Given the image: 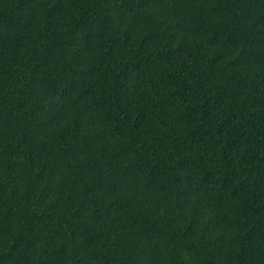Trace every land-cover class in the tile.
Returning a JSON list of instances; mask_svg holds the SVG:
<instances>
[{"label":"trees","instance_id":"16d2710c","mask_svg":"<svg viewBox=\"0 0 264 264\" xmlns=\"http://www.w3.org/2000/svg\"><path fill=\"white\" fill-rule=\"evenodd\" d=\"M0 264H264V0H0Z\"/></svg>","mask_w":264,"mask_h":264}]
</instances>
